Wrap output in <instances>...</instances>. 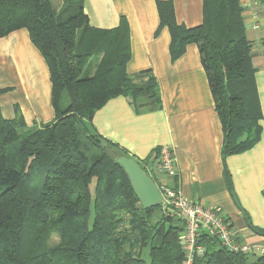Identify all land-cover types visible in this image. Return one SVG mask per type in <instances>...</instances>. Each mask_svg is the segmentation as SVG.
I'll return each mask as SVG.
<instances>
[{
  "label": "trees",
  "instance_id": "16d2710c",
  "mask_svg": "<svg viewBox=\"0 0 264 264\" xmlns=\"http://www.w3.org/2000/svg\"><path fill=\"white\" fill-rule=\"evenodd\" d=\"M156 4L160 27L170 33L171 61L190 44L198 49L223 133V177L234 196L225 160L258 143L264 119L243 9L239 0H203L202 23L187 29L176 24L170 2ZM19 29L48 66L55 119L30 132L18 112L12 120L0 114V264H182V220L162 203L140 205L116 162L127 154L91 124L120 96L137 113L161 109L151 72L126 74L125 20L101 30L88 24L82 0H64L57 12L53 0H0V38ZM91 60L92 73L82 77ZM138 164L147 173V161ZM177 178L169 179L173 189ZM197 246L193 264H264V253L231 252L212 230L200 231Z\"/></svg>",
  "mask_w": 264,
  "mask_h": 264
},
{
  "label": "crops",
  "instance_id": "0c3cea01",
  "mask_svg": "<svg viewBox=\"0 0 264 264\" xmlns=\"http://www.w3.org/2000/svg\"><path fill=\"white\" fill-rule=\"evenodd\" d=\"M157 1L172 4L177 25L189 29L202 23L203 0H82L92 28L110 30L125 20L130 48L126 74L150 71L161 99V109L137 113L127 97L113 98L94 114L91 124L128 157L141 164L150 161L154 174V152L171 147L183 196L217 207L236 241L264 247L260 235L264 231V119L258 143L225 160L232 196L223 177V133L198 49L190 44L182 56L171 61L170 33L167 27H160ZM239 3L264 116V5L259 0ZM54 4L59 9L63 1ZM16 112L30 132L55 119L48 66L26 29L0 38V114L4 120H12ZM155 178L170 184L169 179Z\"/></svg>",
  "mask_w": 264,
  "mask_h": 264
},
{
  "label": "built area",
  "instance_id": "2783aa9c",
  "mask_svg": "<svg viewBox=\"0 0 264 264\" xmlns=\"http://www.w3.org/2000/svg\"><path fill=\"white\" fill-rule=\"evenodd\" d=\"M155 174L151 173L150 163L145 170L151 176H159L170 179L177 176L175 158L171 147L165 146L154 152ZM155 184L162 196V204L172 208L178 214L184 225V231L180 237V246L183 252L182 264H193L194 257L201 253L197 246L200 231L212 230L222 245L231 252L240 253H264V247L257 248L249 244L236 241L230 231V224L222 216L217 207L204 206L186 199L179 188L173 189L166 182L155 179Z\"/></svg>",
  "mask_w": 264,
  "mask_h": 264
},
{
  "label": "water",
  "instance_id": "95a60500",
  "mask_svg": "<svg viewBox=\"0 0 264 264\" xmlns=\"http://www.w3.org/2000/svg\"><path fill=\"white\" fill-rule=\"evenodd\" d=\"M116 162L126 173L133 192L143 208H151L162 202V196L152 178L130 157L121 156Z\"/></svg>",
  "mask_w": 264,
  "mask_h": 264
},
{
  "label": "rangeland",
  "instance_id": "374dc122",
  "mask_svg": "<svg viewBox=\"0 0 264 264\" xmlns=\"http://www.w3.org/2000/svg\"><path fill=\"white\" fill-rule=\"evenodd\" d=\"M55 1L58 2V0H53V5H54V9L55 11L57 12L59 9L55 6ZM64 1V0H62ZM68 1L65 2V4L67 3ZM62 5V4H61ZM95 61L94 60H91L83 69V73H82V77H85V76H88L92 73L93 69H94V66H95ZM156 181H154L155 183ZM146 261H148V258L146 257Z\"/></svg>",
  "mask_w": 264,
  "mask_h": 264
}]
</instances>
